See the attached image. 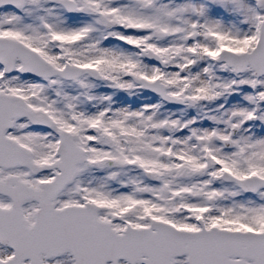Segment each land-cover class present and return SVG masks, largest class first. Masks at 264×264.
Segmentation results:
<instances>
[{"label": "snow or ice", "instance_id": "snow-or-ice-1", "mask_svg": "<svg viewBox=\"0 0 264 264\" xmlns=\"http://www.w3.org/2000/svg\"><path fill=\"white\" fill-rule=\"evenodd\" d=\"M0 264H264V0H0Z\"/></svg>", "mask_w": 264, "mask_h": 264}]
</instances>
